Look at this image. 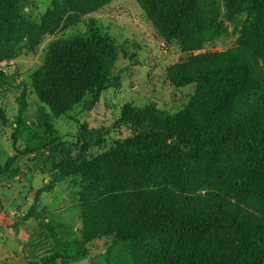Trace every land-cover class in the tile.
Returning <instances> with one entry per match:
<instances>
[{"label":"trees","instance_id":"16d2710c","mask_svg":"<svg viewBox=\"0 0 264 264\" xmlns=\"http://www.w3.org/2000/svg\"><path fill=\"white\" fill-rule=\"evenodd\" d=\"M111 1L53 0L44 24L75 27ZM222 1L262 33L264 0ZM21 2L0 0V62L14 60L20 45L32 50L40 30L21 14ZM137 2L160 37L190 53L166 70L172 87L195 85L186 107L169 115L124 106L118 125L130 138L99 155L89 152L103 149L107 133L82 125L75 143H63L43 113L46 139L32 152L48 153L57 182L78 188L80 244L109 241L105 264H264V37L256 32L235 50L198 52L216 38L205 27L216 18L213 0ZM116 61L112 39L91 24L52 42L30 85L52 116L77 106L89 111L105 90L119 87ZM10 80L0 73V88ZM14 164L10 159L0 176L11 178ZM149 188H162V198L122 204L111 215L99 204ZM42 262L30 264H64L57 253Z\"/></svg>","mask_w":264,"mask_h":264},{"label":"rangeland","instance_id":"374dc122","mask_svg":"<svg viewBox=\"0 0 264 264\" xmlns=\"http://www.w3.org/2000/svg\"><path fill=\"white\" fill-rule=\"evenodd\" d=\"M213 2L216 18L207 20L205 27L216 38L205 42L198 52L235 50L252 38L254 41L256 32L264 37V30L261 33L247 27L245 14L231 16L224 1ZM52 6L53 0H22L21 14L40 30L33 35L32 50L20 45L14 60L0 62V73L12 78L0 88V111L4 115V120H0V168L12 158L14 169L17 168L11 178L0 176V264L43 263L56 253L64 264H105L109 241L80 244L78 188H72L68 180L57 182L48 153L32 152L40 145L38 141L46 139L39 118L43 113L51 116L52 129L63 143H75L82 125L88 130L101 129L107 133L103 149L89 152L99 155L112 143L130 138L129 129L118 125L124 106H153L169 115L186 107L196 91L195 85L172 87L166 70L185 61L190 53H184L178 43L160 37L137 0H113L81 16L77 26L56 30L44 24ZM91 24L108 35L116 47L113 74L120 78V85L105 90L89 111L77 106L61 117L52 116L39 104L29 76L42 66L52 42L83 32ZM163 193L162 188L115 193L102 198L99 204L111 215L122 204L162 198Z\"/></svg>","mask_w":264,"mask_h":264}]
</instances>
